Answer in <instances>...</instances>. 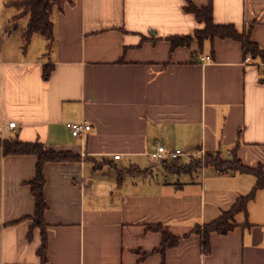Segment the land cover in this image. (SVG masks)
<instances>
[{
  "label": "crops",
  "instance_id": "1",
  "mask_svg": "<svg viewBox=\"0 0 264 264\" xmlns=\"http://www.w3.org/2000/svg\"><path fill=\"white\" fill-rule=\"evenodd\" d=\"M190 1L210 2L216 24H252L251 39L264 49V0ZM185 3L73 0L52 13L50 47L43 36H31V57L5 45L0 29L1 138L81 157L44 165L42 261L40 229L28 236L34 200L25 182L35 176L36 157L4 155L0 146V264H264V188L235 215L232 230L210 234L208 254L191 233L247 194L252 175L165 167L218 153L264 170L262 65L246 60L231 39L171 49L167 36L203 27ZM80 121L91 130L74 137L66 123ZM157 143L181 150L179 163L152 159ZM130 166L147 172L118 183L119 170ZM157 224L181 236L163 252L156 251L160 232L148 228Z\"/></svg>",
  "mask_w": 264,
  "mask_h": 264
},
{
  "label": "trees",
  "instance_id": "2",
  "mask_svg": "<svg viewBox=\"0 0 264 264\" xmlns=\"http://www.w3.org/2000/svg\"><path fill=\"white\" fill-rule=\"evenodd\" d=\"M72 2L73 0H7L4 2V5L16 10V14L13 16L14 20L20 18L26 19L23 30V38L26 44L29 42L31 36L36 33L43 36L47 41V46L50 47L54 36L52 13L54 10H63L65 4H71ZM183 9L186 12L192 13L197 22L203 23V27L196 28L189 34L167 36L166 39L169 41L171 49L178 46L190 47L194 41L201 46L204 40L212 41L215 38L235 40L241 43L242 52L245 57L255 59L262 65L260 72L262 79H264V49L251 39L252 24L245 29H239L233 24L214 23L210 2L204 6H196L190 0H186ZM50 70L48 65H44V78L49 76ZM0 146L4 155H34L36 157L35 176L25 182L29 185L30 193L34 200V212L28 217L31 219L28 236L33 228L37 227L40 229L41 243L37 249V253L41 260L45 261L46 224L44 222V213L47 209V203L44 194V165L47 162H78L81 160V157L79 154H74L68 150L54 151L39 141L22 142L17 138H1L0 136ZM165 163L166 161H163L164 165ZM202 166H212L218 172H239L250 174L254 177V184L251 190L245 195H240L229 210L222 212L215 220L203 225L198 224L191 230V233L200 236L202 251L204 254H208L210 252V234H225L232 230L236 226L235 215L238 212L245 213L248 202L254 198L258 190L264 188V170L261 165L255 167L245 165L236 156L230 159H222L218 153L207 154L203 160L196 158L185 166H179V168L176 165H165L168 170L188 174L197 171ZM146 172L147 170H141L136 166L119 170L118 183L127 175L134 173L143 175ZM148 228L159 231L161 234V245L156 251L163 252L167 247L175 245L181 237L171 234L159 224L148 226Z\"/></svg>",
  "mask_w": 264,
  "mask_h": 264
},
{
  "label": "rangeland",
  "instance_id": "3",
  "mask_svg": "<svg viewBox=\"0 0 264 264\" xmlns=\"http://www.w3.org/2000/svg\"><path fill=\"white\" fill-rule=\"evenodd\" d=\"M7 1V0H5ZM16 14V10L12 7H7L5 5L0 4V25L4 34L5 38V45L6 44H13L15 48L19 49V54L29 55L30 57L35 54V45L34 42L28 47V43L26 44L23 38V30L26 24L25 18H20L18 20H14L13 16ZM10 42V43H9ZM27 50V53L25 52ZM204 159V157H203ZM202 159V160H203ZM175 160V161H174ZM178 161V162H176ZM180 160L170 159L169 164L179 163ZM157 177L162 178L163 172L158 171ZM170 179L176 180L177 177L170 175L168 176ZM185 177H181L183 180Z\"/></svg>",
  "mask_w": 264,
  "mask_h": 264
},
{
  "label": "built area",
  "instance_id": "4",
  "mask_svg": "<svg viewBox=\"0 0 264 264\" xmlns=\"http://www.w3.org/2000/svg\"><path fill=\"white\" fill-rule=\"evenodd\" d=\"M249 57H246V60H248ZM208 60V59H207ZM8 127L13 128L16 126L15 122H9L7 124ZM66 128L69 130L70 134L74 137H79L83 135L84 133H87L91 130V125L87 123L86 121H80V122H68L66 123ZM182 154L181 150L176 149L173 151H167L165 147L157 143L155 146V149L149 153V156L152 159L155 160H164L165 158L170 159H176ZM119 155H114V158H118Z\"/></svg>",
  "mask_w": 264,
  "mask_h": 264
}]
</instances>
